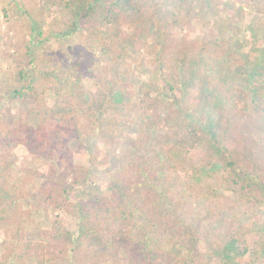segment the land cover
<instances>
[{"label": "rangeland", "instance_id": "obj_1", "mask_svg": "<svg viewBox=\"0 0 264 264\" xmlns=\"http://www.w3.org/2000/svg\"><path fill=\"white\" fill-rule=\"evenodd\" d=\"M89 2L0 0V210L5 219L0 221V257L6 254L9 264L42 263L40 257L33 255L21 263L16 261V255L21 252L17 246L18 230L22 229L29 242L51 245L43 237V231L52 229L54 219L59 216L65 219L72 239L78 235L80 221L75 209L57 210L55 202L49 207L41 199H48L54 191L55 172L64 171L66 176L60 178L61 189L55 195L69 190L64 195L70 203L88 201L91 193L110 183L115 172L128 168L134 159V138L139 129L149 127L151 147L169 145L174 156L203 148L206 141L201 129L222 116L239 118L240 128L246 134L264 140V98L258 97L255 102L252 92L256 82L261 77L264 79V67L257 68L258 64H264V46L261 49V44H257L264 43V27L255 24L263 15L244 11L234 0H159L156 13L167 14L173 22L177 34L170 42L175 51L182 53V61H177L181 66L171 76L149 63L153 58L147 50H135L129 42L113 45L104 52L89 47V34L85 30L68 38L57 37L58 31L51 26L53 17L68 18ZM126 4L121 2L114 11L123 19L127 18ZM259 5L264 10V0H259ZM36 6L45 12L34 14L39 19L38 33L34 36L28 17L23 15L25 8L33 10ZM122 28L133 35L129 25L123 23ZM157 32V26H152L143 34L142 41L154 45L160 37ZM31 35L45 47L37 48V53L43 56L45 51L54 52L60 66L53 74L51 88L40 98L35 94L13 93L19 88L18 65L10 55L17 51V45L24 47ZM84 45H88L93 57L84 53ZM122 51L129 55L127 61L133 66L132 80L125 94L119 92L120 68L113 58L116 52ZM250 69H256L259 77L249 78ZM101 80L113 93L114 102L127 106L121 119L128 122L116 129L114 138H105L95 127L80 120L83 136L79 138L65 122L72 112L64 100L98 108L105 94ZM170 85L174 86L173 91H169ZM41 91L39 86L38 92ZM143 101L147 114L138 111ZM50 109L58 110L64 121L44 123L45 112ZM56 132H62L60 140ZM57 142L58 149H65L66 159L53 148ZM33 148L39 154H34ZM222 158L217 161L219 165H224ZM189 163V160L180 162L182 172L189 168ZM65 196L62 201L66 200ZM248 233L264 237V225L258 224ZM114 235L110 255L125 258L123 236ZM178 240L189 253L195 248L190 239ZM71 242L74 247L76 244ZM206 250V253L192 252L193 257L203 264H249L245 258H236L230 249L225 253L229 261L224 254L215 256L214 250ZM49 251L44 264H79L68 255ZM261 251L264 254V242Z\"/></svg>", "mask_w": 264, "mask_h": 264}, {"label": "trees", "instance_id": "obj_2", "mask_svg": "<svg viewBox=\"0 0 264 264\" xmlns=\"http://www.w3.org/2000/svg\"><path fill=\"white\" fill-rule=\"evenodd\" d=\"M123 1L127 3L125 19L114 12ZM234 1L244 11H257V14L264 16L259 0ZM96 5H99L98 8H94ZM159 7V0H112L110 3L90 0L68 18L54 16L51 26L58 31L57 37L60 38H68L85 30L89 34L87 44L96 51L102 49L105 52L113 45L129 42L135 50H147L153 58L149 63L172 76L181 66L177 61H182V53L175 51L171 45L170 40L176 37V29L167 14L158 16L156 10ZM25 9L23 16L28 17L31 34L35 36L39 19L34 14L45 10L37 6L33 10ZM123 23L129 25L133 35L123 30ZM255 24L263 28L264 18L260 17ZM152 26H157L160 37L157 43L149 45L141 37ZM34 36L31 35L24 47L17 45V51L10 55L18 65L19 88L13 91L17 96L35 94L40 98L51 88L55 80L53 74L60 68L54 52L45 51L43 56L37 53V48L45 47H41ZM39 36H43L42 31ZM257 44H261V49L264 46L262 41ZM89 47L84 45V53L93 57ZM128 56L123 51L113 55L115 64L120 68L117 75L119 92L124 94L133 74ZM260 67L263 68L264 64H258L257 68ZM256 75L259 77L256 69H250L249 78ZM100 85L105 94L98 108L64 100L72 112L65 122L79 138L83 136L78 124L80 120L82 124L95 127L105 138H114L116 129L128 122L121 119L127 112V106L114 102L113 93L103 80ZM39 86L41 93L38 92ZM173 90L174 86L170 85L169 91ZM252 92L255 102L258 97L264 98L262 77ZM138 111L148 113L146 102L139 104ZM59 115L58 110L50 109L45 112L43 122L62 123L64 119ZM201 133L206 141L203 148L174 156L169 145L158 149L151 147L152 130L149 127L139 129L134 138V159L128 168L124 172H115L107 186L97 193H91L88 201L82 200L77 204L70 203L64 195L69 190L55 195L61 189L60 178L66 177L64 171L55 172V182L52 183L54 191L48 199H41L49 207L55 202L54 209L57 210L75 209L80 221L78 235L72 239L65 219L59 216L54 219L52 229L43 231V237L51 245L29 242L22 229L18 230L17 246L21 252L16 255V261L21 263L25 257L33 255L40 257L41 264H44L51 250L49 252H59L61 256L68 255L79 264H203L193 257L192 252L206 253V249L211 248L215 256L224 254L227 261L229 259L225 253L230 249L236 258H245L249 264H264L261 251L264 237L248 233L258 224L264 225V140L246 134L240 128L239 118L226 116L213 124L209 123L201 129ZM61 135L62 132H56L57 140ZM58 142L53 143V148L61 158H65L66 151L58 149ZM32 150L34 154H39L38 149ZM221 157L224 165L217 163ZM184 160L190 163L189 168L182 172L180 162ZM62 195L66 200L62 201ZM3 220L0 210V221ZM215 223L217 226H214ZM115 233L123 236L125 258L110 255L114 249ZM180 238L192 240L195 248L187 252L184 246L178 244ZM71 241L76 244L74 247ZM220 261L224 262V259ZM9 263L7 255L3 254L0 264Z\"/></svg>", "mask_w": 264, "mask_h": 264}]
</instances>
